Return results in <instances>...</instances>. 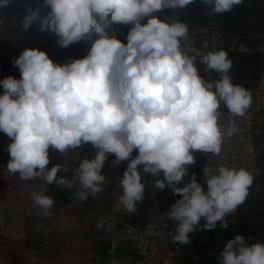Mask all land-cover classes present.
Wrapping results in <instances>:
<instances>
[{
    "label": "clouds",
    "instance_id": "1",
    "mask_svg": "<svg viewBox=\"0 0 264 264\" xmlns=\"http://www.w3.org/2000/svg\"><path fill=\"white\" fill-rule=\"evenodd\" d=\"M11 0H0V8ZM209 15L231 12L244 0H199ZM196 0H43L50 9L25 6L23 29L39 23L41 32L57 36L61 48L91 42L87 55L61 64L38 48H25L13 64L20 79L0 80V133L9 139L6 165L9 175L23 181H40L30 195L42 217L55 205L46 185L76 189L80 200L104 191L102 174L127 162L120 178L122 194L114 208L132 214L142 202L147 174L154 187L170 189L180 198L167 211L175 222L173 244L189 243L190 233L201 227L214 230L244 205L254 176L245 168L206 165L204 184L189 168L195 153L218 155L222 143L237 130L236 117L252 105V94L233 82L232 61L223 49L195 46L193 30L168 10L187 11ZM129 26L126 43L116 27ZM95 37V38H94ZM215 72L218 79L201 74ZM223 108L229 119L222 123ZM95 150L68 169L49 167L50 153L64 155ZM136 152V155L133 153ZM183 184V186H180ZM104 219H97L102 229ZM110 227V225H109ZM236 235L225 243L218 264H264V242L249 243Z\"/></svg>",
    "mask_w": 264,
    "mask_h": 264
},
{
    "label": "crops",
    "instance_id": "2",
    "mask_svg": "<svg viewBox=\"0 0 264 264\" xmlns=\"http://www.w3.org/2000/svg\"><path fill=\"white\" fill-rule=\"evenodd\" d=\"M10 5L21 15H25V6L41 8L45 14L43 0H11ZM19 26L12 31L16 40L28 41L38 49L45 51L54 62H59L66 49L57 44V37L39 35L38 22L24 30ZM116 32L129 29V26H114ZM7 76L20 79V74L11 69ZM3 93L0 87V94ZM9 139L0 133V255L5 264H137L130 255L134 248L129 245L119 247L110 253L112 241L119 238L121 230L109 227H96L97 219H104L122 194L120 178L127 167V162L110 167L109 157L102 174L105 175L104 191L87 200H80L74 195L76 189L46 185V194L53 197L55 205L50 217H42L33 204L30 193L41 187L40 181H23L18 175H9L6 165L9 153L5 150ZM260 158L258 169L252 174L254 183L249 189V196L244 205L238 207L237 217L242 233L252 243L264 242V129L255 143ZM95 150L85 146L82 151H69L64 155L50 153L49 167L60 163L68 170L58 176L71 177L75 166L85 157L94 156ZM256 205L257 210L251 207ZM126 216L130 214L126 212ZM187 253V250H185Z\"/></svg>",
    "mask_w": 264,
    "mask_h": 264
},
{
    "label": "built area",
    "instance_id": "3",
    "mask_svg": "<svg viewBox=\"0 0 264 264\" xmlns=\"http://www.w3.org/2000/svg\"><path fill=\"white\" fill-rule=\"evenodd\" d=\"M44 9L45 14L50 10ZM20 21V13L10 4L0 8V80L6 77L8 69L20 74L19 69L13 64L14 59L18 58L25 48H37L28 41L13 38L12 31L19 26ZM187 23L190 30H193L196 47H201L204 42L208 43L209 48L205 51L223 49L226 52H247L251 50V46L243 42L241 38L228 37L218 21L196 23L189 20ZM39 27L38 25L39 35L48 34L57 37L50 31L41 32ZM128 30L123 29L115 34L117 38L126 43ZM90 47L91 42L89 41L74 43L65 48L66 51L58 63L63 64L70 59L83 58ZM258 49L264 53V43ZM198 67L201 74L208 79L219 78L218 73H205L203 65H198ZM251 94V107L245 116L235 118L238 127L234 135L222 143L221 152L218 155L195 153L196 163L190 166L189 177H185V183L191 174L195 173L197 181L204 184L202 169L206 165L213 169L220 164L235 168L242 167L251 174L258 169L260 158L255 143L264 129V60L261 76ZM222 111L224 113L222 123H227L229 119L227 109L222 106ZM133 155H136V152ZM142 179L146 182V187L143 201L137 202V211L127 217L123 209L117 211L113 205L110 213L105 217V223L108 226L121 230L120 237L112 241L110 253L113 254L123 245H129L135 249V253H132L130 257L136 260L137 264H218L219 254L225 247L226 241L236 235H243L247 239L241 231L236 212L235 215L225 218L223 226L218 223L214 230H204L202 220L201 227L189 234V243L173 244L171 234L174 233L175 222L170 220L166 213L180 197L174 195L170 189L166 188L163 191L156 189L154 178L147 174ZM251 209L257 210L259 207L253 205ZM4 228V225H0V229ZM248 242L252 243L249 239ZM0 264H5L1 255Z\"/></svg>",
    "mask_w": 264,
    "mask_h": 264
},
{
    "label": "trees",
    "instance_id": "4",
    "mask_svg": "<svg viewBox=\"0 0 264 264\" xmlns=\"http://www.w3.org/2000/svg\"><path fill=\"white\" fill-rule=\"evenodd\" d=\"M164 15L179 16L186 22L218 21L228 37H239L251 46V50L247 52L228 51L227 53L232 61L229 75L233 82L252 92L261 76L264 60V53L258 49L264 43V0H244L243 4L235 7L231 12L218 15H209L206 6L196 0V3L188 6L187 11L168 10Z\"/></svg>",
    "mask_w": 264,
    "mask_h": 264
}]
</instances>
